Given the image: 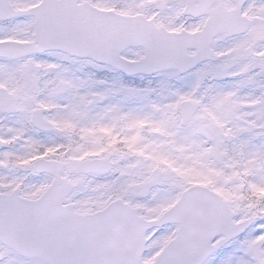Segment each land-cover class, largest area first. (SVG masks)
<instances>
[{
	"label": "snow or ice",
	"instance_id": "snow-or-ice-1",
	"mask_svg": "<svg viewBox=\"0 0 264 264\" xmlns=\"http://www.w3.org/2000/svg\"><path fill=\"white\" fill-rule=\"evenodd\" d=\"M0 264H264V0H0Z\"/></svg>",
	"mask_w": 264,
	"mask_h": 264
}]
</instances>
